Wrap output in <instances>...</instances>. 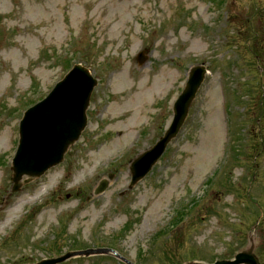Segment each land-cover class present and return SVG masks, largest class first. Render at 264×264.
<instances>
[{"label":"rangeland","instance_id":"obj_1","mask_svg":"<svg viewBox=\"0 0 264 264\" xmlns=\"http://www.w3.org/2000/svg\"><path fill=\"white\" fill-rule=\"evenodd\" d=\"M220 1L0 0V264L96 247L134 264H213L250 246L264 264V0ZM78 64L99 81L87 128L13 193L24 113ZM197 65L208 74L180 135L129 189L131 161L170 126ZM77 259L64 264H123Z\"/></svg>","mask_w":264,"mask_h":264},{"label":"water","instance_id":"obj_2","mask_svg":"<svg viewBox=\"0 0 264 264\" xmlns=\"http://www.w3.org/2000/svg\"><path fill=\"white\" fill-rule=\"evenodd\" d=\"M146 57L141 55L139 63L143 64ZM205 67H196L190 71L189 81L184 93L174 106V121L157 144L135 159L130 167L132 175L131 187L143 180L165 153L168 145L177 137L182 128L195 96L204 81ZM97 82L89 72L77 66L58 84L51 95L41 104L30 109L21 123L20 147L14 160V192L20 188L24 176L39 178L49 169L63 162L70 146L78 141L87 125L86 110L90 97ZM29 182V181H26ZM108 187L102 182L97 194ZM107 250H90L68 254L64 257L46 260L39 264H60L75 256H91L107 253ZM127 264L128 261L122 259ZM200 264V263H191ZM216 264H260L254 254V248L248 247L239 252L233 261H222Z\"/></svg>","mask_w":264,"mask_h":264},{"label":"bare ground","instance_id":"obj_3","mask_svg":"<svg viewBox=\"0 0 264 264\" xmlns=\"http://www.w3.org/2000/svg\"><path fill=\"white\" fill-rule=\"evenodd\" d=\"M143 93H145V90L144 89L141 90V93L140 94H143ZM137 98H138V96H137Z\"/></svg>","mask_w":264,"mask_h":264}]
</instances>
